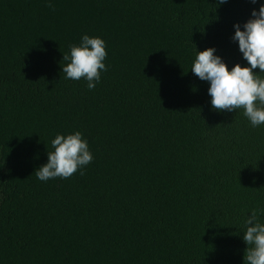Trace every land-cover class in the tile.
Listing matches in <instances>:
<instances>
[{"label": "trees", "instance_id": "trees-1", "mask_svg": "<svg viewBox=\"0 0 264 264\" xmlns=\"http://www.w3.org/2000/svg\"><path fill=\"white\" fill-rule=\"evenodd\" d=\"M53 4L0 0V264H244L243 221L264 207V126L212 109L191 66L210 47L245 66L233 26L260 5ZM83 34L107 45L94 90L62 72ZM74 131L93 162L38 180L51 140Z\"/></svg>", "mask_w": 264, "mask_h": 264}, {"label": "clouds", "instance_id": "clouds-1", "mask_svg": "<svg viewBox=\"0 0 264 264\" xmlns=\"http://www.w3.org/2000/svg\"><path fill=\"white\" fill-rule=\"evenodd\" d=\"M218 2L224 4L228 0ZM250 2L259 4V10L253 9L251 18L242 26L235 24L232 36L246 65L237 63L230 69L216 54V48L203 51L196 48L191 72L209 83L212 109L219 112L242 110L252 127H260L264 126V3L261 0ZM47 6L54 7L53 0H47ZM106 47L103 38L83 34L79 43L71 44L69 53L63 55V60L68 61L62 67L64 79H83L88 90H94L101 82L102 72L108 71ZM257 69L259 72L255 71ZM51 147L53 150L47 151V163L35 171L41 182L58 177L67 179L78 170L83 175L85 167L94 160L89 142L80 131L57 133L51 140ZM242 239L248 246L244 264H264V207H255L246 215Z\"/></svg>", "mask_w": 264, "mask_h": 264}]
</instances>
